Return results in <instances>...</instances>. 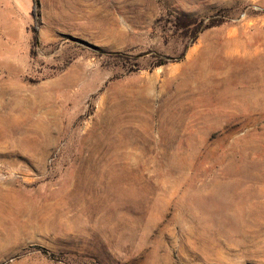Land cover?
Here are the masks:
<instances>
[{"label": "rangeland", "instance_id": "obj_1", "mask_svg": "<svg viewBox=\"0 0 264 264\" xmlns=\"http://www.w3.org/2000/svg\"><path fill=\"white\" fill-rule=\"evenodd\" d=\"M0 264H264V0H0Z\"/></svg>", "mask_w": 264, "mask_h": 264}, {"label": "bare ground", "instance_id": "obj_2", "mask_svg": "<svg viewBox=\"0 0 264 264\" xmlns=\"http://www.w3.org/2000/svg\"><path fill=\"white\" fill-rule=\"evenodd\" d=\"M205 64V62L204 61H200V62H198V65H199V67L200 68H198V67H196V68H198V69H200V71H203L204 70V67H203V65ZM197 65V66H198ZM194 70H195V67H194ZM241 74L242 73H240V72H231V71H225V73H219L218 75H216L215 76V78H214V80L216 79V81L217 82H221V81H228V80H230V78H232V77H236V78H238L239 76L242 78V76H241ZM243 75V74H242ZM199 76H200V73H199ZM155 77V76H154ZM201 77H204V76H201ZM189 78V77H188ZM200 78V77H199ZM252 80H254V79H252ZM227 87H225V89L224 90H222V93H220L219 95H220V101H228V97H227V95L229 94L232 98H234L235 100L238 98L239 99V97H244L245 98V96H247L246 95V92H239L238 93V91L236 90V89H230V88H227ZM215 99V98H214ZM197 101H204V100H197Z\"/></svg>", "mask_w": 264, "mask_h": 264}, {"label": "trees", "instance_id": "obj_3", "mask_svg": "<svg viewBox=\"0 0 264 264\" xmlns=\"http://www.w3.org/2000/svg\"><path fill=\"white\" fill-rule=\"evenodd\" d=\"M178 20V22H182V23H185V20L184 19H177Z\"/></svg>", "mask_w": 264, "mask_h": 264}]
</instances>
